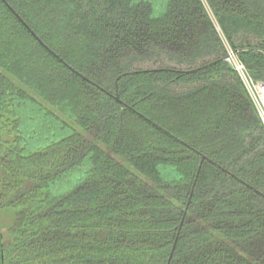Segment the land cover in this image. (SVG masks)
<instances>
[{
  "label": "trees",
  "instance_id": "16d2710c",
  "mask_svg": "<svg viewBox=\"0 0 264 264\" xmlns=\"http://www.w3.org/2000/svg\"><path fill=\"white\" fill-rule=\"evenodd\" d=\"M226 45L264 82V0H0V264H264Z\"/></svg>",
  "mask_w": 264,
  "mask_h": 264
},
{
  "label": "built area",
  "instance_id": "2783aa9c",
  "mask_svg": "<svg viewBox=\"0 0 264 264\" xmlns=\"http://www.w3.org/2000/svg\"><path fill=\"white\" fill-rule=\"evenodd\" d=\"M226 47L228 51L227 61L242 80V83L257 109L259 118L264 125V82L256 81L249 73L245 64L239 60L237 54L228 45H226Z\"/></svg>",
  "mask_w": 264,
  "mask_h": 264
},
{
  "label": "rangeland",
  "instance_id": "374dc122",
  "mask_svg": "<svg viewBox=\"0 0 264 264\" xmlns=\"http://www.w3.org/2000/svg\"><path fill=\"white\" fill-rule=\"evenodd\" d=\"M219 30V29H218ZM15 221V210L13 208L0 209V233L5 243L10 242V229Z\"/></svg>",
  "mask_w": 264,
  "mask_h": 264
},
{
  "label": "water",
  "instance_id": "95a60500",
  "mask_svg": "<svg viewBox=\"0 0 264 264\" xmlns=\"http://www.w3.org/2000/svg\"><path fill=\"white\" fill-rule=\"evenodd\" d=\"M2 1H4V0H2ZM5 5L7 6V7H9V9L13 12V14L19 19V21L21 22V23H23V25L25 26V27H27L28 29H30L28 26H27V24L25 23V21L11 8V6H9L6 2H5ZM31 33L34 35V36H36L35 35V33L34 32H32L31 31ZM40 41V40H39ZM41 42V41H40ZM42 43V42H41ZM54 55H55V53H54ZM56 57L57 58H59L57 55H56ZM62 62H63V60H61Z\"/></svg>",
  "mask_w": 264,
  "mask_h": 264
}]
</instances>
